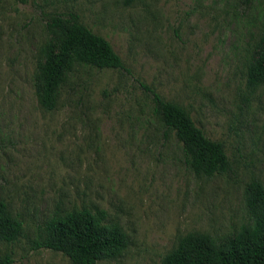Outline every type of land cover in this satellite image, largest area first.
I'll use <instances>...</instances> for the list:
<instances>
[{"label": "rangeland", "instance_id": "obj_1", "mask_svg": "<svg viewBox=\"0 0 264 264\" xmlns=\"http://www.w3.org/2000/svg\"><path fill=\"white\" fill-rule=\"evenodd\" d=\"M70 11L124 67L73 61L49 110L41 66L64 33L48 21L69 23ZM263 47L264 0H0V216L23 221L13 242L0 229V261L72 264L32 245L53 216L83 206L126 233L98 264H161L186 234L226 242L252 223L248 185L264 186V81L249 84L248 69ZM150 89L224 141L231 169L196 172Z\"/></svg>", "mask_w": 264, "mask_h": 264}, {"label": "trees", "instance_id": "obj_2", "mask_svg": "<svg viewBox=\"0 0 264 264\" xmlns=\"http://www.w3.org/2000/svg\"><path fill=\"white\" fill-rule=\"evenodd\" d=\"M132 1L124 0L126 4ZM68 15L69 23L62 14H55L48 21V26L64 33L58 49L48 42L41 66L42 99L49 110L56 107L65 72L73 61L98 68L124 67L122 57L106 37L86 25L77 12L70 11ZM263 81L264 47L248 69L249 84ZM150 91L154 114L161 119L167 133L175 132L186 160L196 172L211 176L231 169L224 141L207 136L186 106L165 98L156 89ZM248 191L247 204L255 215L252 223L243 224L226 242H218L206 232L186 234L163 256L161 264H264V186L253 181ZM4 208L5 204L0 202V214ZM105 218V211L95 213L85 206L67 211L63 219L53 216L45 224L49 236H38L32 249L61 251L72 264H98L105 252L122 249L127 243L125 231L119 226L104 225ZM22 226L23 221L18 217L0 216V229L8 242L15 241ZM10 262L5 258L0 264Z\"/></svg>", "mask_w": 264, "mask_h": 264}]
</instances>
